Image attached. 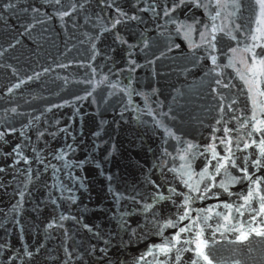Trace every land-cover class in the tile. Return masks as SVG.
Wrapping results in <instances>:
<instances>
[{"label": "water", "instance_id": "obj_1", "mask_svg": "<svg viewBox=\"0 0 264 264\" xmlns=\"http://www.w3.org/2000/svg\"><path fill=\"white\" fill-rule=\"evenodd\" d=\"M8 3L15 7L5 10ZM164 3L0 0V264H191L201 228L205 238L216 233L219 242L207 251L217 264H264V237L240 243L228 231L264 223V216L248 218L259 209L255 199L243 215L235 211L247 181L224 192L223 175L213 174L206 198L184 204L198 195L184 181L201 191L209 182L199 175L212 154L208 145L224 154L225 126L238 162L258 150L241 153L235 141L242 149L264 139L247 135L254 113L264 119V97L254 105L245 82L250 57L260 51L251 45L264 44L251 38L259 7L256 0H201L206 7L189 2L169 18ZM213 25L223 29L215 51L200 35ZM189 143L195 147L186 151ZM251 172L264 178V168ZM225 202L233 205L231 224L223 219ZM185 207L193 220L210 218L181 234L175 260L176 249L165 256L153 245L189 224L179 220Z\"/></svg>", "mask_w": 264, "mask_h": 264}, {"label": "snow or ice", "instance_id": "obj_2", "mask_svg": "<svg viewBox=\"0 0 264 264\" xmlns=\"http://www.w3.org/2000/svg\"><path fill=\"white\" fill-rule=\"evenodd\" d=\"M57 4L60 3V0H55ZM103 2V0H102ZM191 3V5L195 8L200 7H206V5L201 3V0H165V3L163 5V8L161 9L163 11L164 16L171 17V14H173L178 8H181L182 6L186 5L187 3ZM235 0H233V3ZM215 3L217 6L220 5L221 0H215ZM256 4L259 7L260 15L257 17V28L252 33V40L257 41L264 39V0H256ZM5 10L11 7H15L14 4L8 3L4 4L3 6ZM75 7V5H73ZM33 12L38 11L36 8H32ZM116 11L120 13L121 16H127L126 13H124L120 8H116ZM153 11H155V8H153ZM61 17L64 15H67V12H60L58 13ZM219 13H217L218 15ZM131 19H136L137 17L132 16ZM120 21L117 20L116 23H119ZM195 23H199L197 21H194ZM223 32V29H217L215 25L212 26L211 32H201V39L205 44L209 46L213 51L217 48V36L215 33ZM210 37V38H209ZM256 47L260 48L259 52H253L252 56L250 57L251 63L247 67V73L250 74L249 78L245 81L246 84L249 87V92L254 93L252 97V103L254 105L257 104L256 96L264 97V91H261V84L264 83V44L257 45L253 43L251 45V49H254ZM250 48H246L245 51H250ZM229 51L235 52L234 48H230ZM212 61V63L216 64V57L210 56L209 57ZM215 70V69H213ZM242 79H244V76H241ZM217 84H220V81H216ZM224 87H228L227 85H224ZM11 91V89H9ZM234 103V102H233ZM262 110H264V102H261L259 104ZM223 106H221L222 108ZM235 119V117H232ZM252 121L254 122L252 127L254 129L253 132H248L247 135L249 137H252L255 133H259L260 135L264 136V119H257L255 113L252 116ZM219 122V121H218ZM244 125L242 124L241 127ZM10 131H15V129H10ZM230 131H233L225 126L224 128V138L220 139V144L224 146V154L222 155L216 150L215 145L209 144L207 150L211 151V156L208 161L205 162L203 169H201V172L199 175L201 176H208L209 182L205 184L204 190L201 191L200 188L197 185L189 184L188 181H184V183L191 189L192 192L198 193L196 196H187L185 197L184 204L187 205L189 201L193 199H204L206 198V193H209L211 191V188L215 186L213 183L215 176L222 174L224 179L220 183V188L223 189L224 192H228V185L236 183L238 181H247L248 182V191L247 194L242 197L244 200V204L240 205L239 208H236L235 211L239 213L240 215H243V212L241 209L245 207V205L251 204L253 200H257L259 202V209H253L255 211V215H250L248 218L252 222L257 221L258 216H264V178L253 176L251 172V167H258V168H264V139L259 140L257 142L256 140H252L251 144L248 142L243 143V148H240V141H235V147L237 149H240L241 153L249 149L250 147H254L256 152L253 154V158L249 159L247 156H243L242 159L239 160L236 156V153L233 152V144L234 140L229 137ZM5 136L4 132H0V139H3ZM195 146L191 143L188 144L187 150L190 151ZM20 145L17 144L15 148L13 149V152H16L18 155ZM167 150L165 149V152ZM8 155H11L9 153ZM186 157L184 155H181V159H185ZM25 162H27V158H24ZM214 162V163H213ZM235 169L239 173V175H233L232 172L229 171V169ZM0 171H3V169H0ZM170 191H174L173 189H170ZM213 196L218 197L219 193H212ZM231 195V193H229ZM162 198V197H161ZM224 208L229 209V213L227 215H224L223 219L227 221L229 224H231L233 217L231 215V210L233 209V205L229 203H224ZM146 207H150L146 206ZM213 207H209L208 209H201L202 212H211L213 210ZM188 208L185 207L183 209L184 214L179 216V220L183 221L187 217L189 219V224L184 227H179L178 231L174 236H172L171 240L166 241L165 243L153 245L159 252L164 254L165 256L168 255L173 249H176L177 255L175 256V260H179L180 256L179 253L182 251L181 248H177V244L181 243L182 236L181 234L186 232H191L193 227L199 228L200 223L203 221H207L210 217L204 216L202 218H197L193 220L191 217H188ZM219 215V214H217ZM61 220L65 219L64 216L60 217ZM169 225L176 226V224L169 220L167 221ZM87 228L88 226L85 225ZM210 227V226H209ZM225 225L221 224L217 227L216 232H220L221 228H224ZM228 231H232L235 235V241L243 243L244 241L249 240L250 236H257V237H264V223H260L257 226H248L246 228L244 223H239V227L237 228H228ZM220 235L223 237V233H220ZM219 241L216 238V233H211L210 236L207 238L204 237V230L201 228L197 234L196 237L191 243L195 244V248L193 251L196 253V259L191 260V264H200V262H203V264H217L214 257L211 256L210 252L207 251L212 245L218 243ZM108 242L105 241V244ZM184 243H189V241H184ZM4 247L3 245H0V248ZM39 251V248H37V252ZM101 253H105L107 249L102 248L100 249ZM95 252V249L92 250V252L87 253L88 255H92ZM151 254V250H149L148 253ZM25 255L28 257H33L34 253L32 251H26ZM66 255L69 258H72L71 252H66ZM9 259H12L11 256H9ZM141 260L144 259V256L140 257ZM163 264V262H161ZM233 264H239V261H234Z\"/></svg>", "mask_w": 264, "mask_h": 264}]
</instances>
